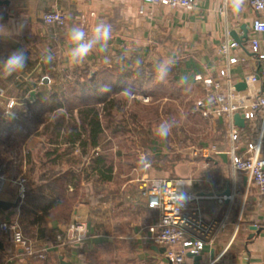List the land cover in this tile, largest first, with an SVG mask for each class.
I'll return each mask as SVG.
<instances>
[{"label": "crops", "instance_id": "crops-1", "mask_svg": "<svg viewBox=\"0 0 264 264\" xmlns=\"http://www.w3.org/2000/svg\"><path fill=\"white\" fill-rule=\"evenodd\" d=\"M51 10L66 12L67 20L64 26L56 27L44 23L43 14ZM256 18L264 20V13L254 10L250 0H246L238 14L232 13L231 10L225 14L223 0H195L191 9L151 6L140 0H10L8 6H0V57H6L13 49L23 47L27 54V63L22 72L8 78H0V146L4 147L7 135L17 128V114L23 109L26 112V109L29 110L34 105L44 107L36 102L39 90L44 86L52 88L61 80H76L74 73L71 78L66 79L65 76L68 75L59 71V66L71 65L75 69L81 66L71 64L66 56L71 46L66 39L70 27L80 26L90 33L97 23L110 24L112 36L108 42V50L112 55L120 52L127 56L134 54L142 60L148 58L149 61H161L167 52L195 49L197 54H186L174 63L181 66L179 72L187 67L189 59L197 61L194 65L197 75L195 79L203 89V96L209 97L212 91L208 93L204 89L202 79L210 77L220 80V89L226 92L229 87L228 78L221 75V71L226 70L237 93V98L233 101L245 105L264 93V64L249 48L250 39L260 37V34L252 29ZM21 20L26 26L23 33L18 34L17 22ZM243 24H246L249 39L224 54L222 47L235 41L231 32L242 35ZM49 50L53 59L51 62H45L42 57ZM195 55L198 57L195 58ZM232 56L238 58L237 63L229 64L228 59ZM43 64L48 68L51 66L55 72L51 74L44 70ZM253 76L257 77L256 81L252 79ZM199 77L201 79H198ZM239 83L245 85L238 88ZM10 100L15 102L12 108L8 107ZM243 112V108L239 109L234 117ZM212 118L224 129L217 144L213 145L218 151H203L208 148L205 147L201 149L203 158H190L186 163L181 162L174 168L166 167L156 175L192 178L193 184L185 189L202 196L201 204L206 218L221 219L228 216V226L218 234L216 242L206 247L199 255L188 254L187 264H264V195L260 194L245 172L233 168L229 155L231 148L236 147L237 152H243L248 142L257 140L263 122L261 112H258L253 120H245L243 127L237 125L234 119L237 132L234 142L227 133L229 120L225 116ZM62 134L63 131L60 136L55 133L46 139L40 135L35 139L27 138L24 149L22 148L25 154L20 158L11 155H3L5 158H2L0 153V174L6 179L0 199L16 203L10 209L0 211L2 220H20L21 206H33L36 203V199L30 195L20 203L16 180L21 175L31 180L46 172L49 169L46 161L50 158L46 152L50 149L57 148L60 154L53 164L52 171L57 175L67 171L82 174L81 192H85L84 197L74 205L67 224L56 219L41 225L20 220L36 248H49L46 258L27 256L13 246L8 236L0 235V264H61L62 258L71 264H171L160 251L161 247H157L148 238V227L156 222L158 212L148 207L142 185L138 184L141 201L137 202L136 206H125L126 201L136 197L135 194L130 195V188L123 187L118 190L125 202H115L116 207H122V213L115 214L116 210L111 209L114 198L104 189L105 183L94 181L97 179L96 171L90 169L94 155L89 156L88 152L83 151L78 158L79 144H67ZM261 152L264 154V145ZM55 156L54 154L52 157L55 159ZM78 161H82L80 167H77ZM87 172L90 173L85 178ZM144 175L148 176L144 173L142 177ZM28 183L30 191L33 187L30 186L29 180ZM94 184L98 185L97 189ZM227 187L232 190L230 200L227 202L225 199H216L215 196L222 195ZM69 190L71 191L72 187ZM95 190L97 192L92 196ZM95 196H99V199ZM110 213L114 216L108 218ZM128 215L133 216L129 221L132 228L129 232H122L120 226L130 224L126 222ZM77 218L87 221L88 237L82 242L69 243L64 248L56 247L54 233H65L70 223ZM106 219L108 222L117 220L112 231L110 228L101 230L104 224L102 221ZM253 225L257 226L258 231L251 229Z\"/></svg>", "mask_w": 264, "mask_h": 264}, {"label": "rangeland", "instance_id": "rangeland-1", "mask_svg": "<svg viewBox=\"0 0 264 264\" xmlns=\"http://www.w3.org/2000/svg\"><path fill=\"white\" fill-rule=\"evenodd\" d=\"M109 52V50L107 52L94 50L82 63H79L81 66L78 70L82 71L86 67L84 64H87L90 70L99 68L106 71L102 62H108ZM194 52L195 49L167 52L161 60L171 59L176 63L186 54H197ZM193 61L189 59L187 67L180 72L172 68L164 83H159L155 79L154 65L159 61H149L145 58L144 64L137 65L135 61L134 65L129 67L122 63L125 69L119 68L121 77L114 79L120 81V85L114 89L112 85L107 84L109 91H102L93 85L82 86L75 79L61 80L58 84L65 83L64 91L60 90L57 100L63 103V107L48 110L45 105L44 107L34 105L29 110L26 109V112L23 109L22 112L25 113L17 114L19 117L17 128L7 135L4 147L0 146L2 158L8 155L20 158L25 154L22 148L24 149L27 138L35 139L39 135L43 139L50 138L55 134L54 126L58 121L63 120L66 124L77 121L78 108L83 103L88 107L96 105L100 108L103 132L100 135L99 146L90 150L86 148V152L89 156L98 153L105 155L107 161L113 164V179L104 184L106 186L104 189L114 198L111 209L116 210L115 214L122 213V207L115 206V202H125L122 194H119L120 188H130L132 190L130 195H136L135 198L131 197L126 201L125 206L137 204L141 201L138 189V184L141 182L137 180H140L144 173L154 177L166 167L174 168L181 162L186 163L190 158H203L201 149L216 145L217 140L222 136L217 122L213 118L204 117L196 108L197 100L204 96L201 85L195 79L197 75L194 65L197 61ZM149 62L151 65H147ZM59 71L68 75L65 76L68 79L76 69L67 65L59 66ZM73 88L77 90L76 93L72 92ZM107 95L108 98L104 102L97 100V97ZM110 100L113 102V107L110 109V115L106 116L101 108L109 105ZM164 120H174L175 126L166 139H161L154 135V128ZM77 148L79 158L84 152ZM141 158L148 162L147 167L141 165ZM81 162H77V167H80ZM28 180L30 181L29 178ZM94 188L97 189L98 185L94 184ZM96 192L97 190L92 196ZM95 197L99 199V196ZM131 215H128L129 219L126 222L133 219ZM110 216L114 215L110 213L108 218ZM102 222L105 225L102 224L101 230L110 228L109 230L112 231L117 220H109L113 223H109L107 219ZM129 223L120 226L122 232L131 230L132 224Z\"/></svg>", "mask_w": 264, "mask_h": 264}, {"label": "built area", "instance_id": "built-area-1", "mask_svg": "<svg viewBox=\"0 0 264 264\" xmlns=\"http://www.w3.org/2000/svg\"><path fill=\"white\" fill-rule=\"evenodd\" d=\"M146 5H163L170 8L182 7L191 9L195 0H140ZM250 4L258 13H264V0H250ZM151 13H148L150 15ZM42 19L45 24L50 26L62 27L67 20L66 12L62 10H51L43 14ZM258 24H264L261 18L254 19L252 29L259 33L260 37H252L249 41L250 50L264 64V29H258ZM235 41L228 42L222 47V52L228 54L230 50L237 47ZM229 64L238 62L235 56L229 57ZM222 77L228 78V89L222 92L221 81L213 78L202 79L204 89L211 96L202 97L196 102V108L204 117H223L229 120L227 130L231 141L237 139L236 125L234 123V114L239 109H244V119L253 120L258 112L262 115V129L255 142H248L243 152H237L236 147L229 150L231 164L236 171L245 172L252 184L258 189L260 194L264 195V154L261 150L264 145V93L256 96L249 104L240 105L233 100L237 98L229 75L226 70L221 71ZM264 79V69L262 72ZM198 79H201L200 77ZM257 80L256 76L252 78ZM2 92H0V95ZM14 104L10 100L8 107ZM218 151L216 146L205 148L203 151ZM5 177L0 174V195L5 183ZM143 194L147 197L149 208L158 212L156 222L148 227L149 240L159 246L164 247V255L171 264H187V255L201 254L208 246L216 242L220 232L226 230L228 226V216L221 219H207L201 204L202 196L191 193L185 187L193 184L192 178L144 175L141 179ZM16 183L18 185V199L23 203L27 198L29 190L28 178L21 175ZM185 194L186 199L179 205L174 196L177 192ZM219 201L226 200V196H215ZM231 198V197H230ZM1 219V218H0ZM0 235L8 236L16 249L22 250L27 256H38L40 259L46 258L48 247L38 249L32 239L26 234L18 218L11 220H2L0 223ZM89 235V225L87 221L75 219L70 223L65 233L60 232L56 236L55 246L64 248L69 243L82 242ZM231 264H236L232 262Z\"/></svg>", "mask_w": 264, "mask_h": 264}, {"label": "trees", "instance_id": "trees-1", "mask_svg": "<svg viewBox=\"0 0 264 264\" xmlns=\"http://www.w3.org/2000/svg\"><path fill=\"white\" fill-rule=\"evenodd\" d=\"M109 57L110 59L108 62H102V64L105 65L106 71L99 70V68L93 71L89 69L88 65H86L82 71H79L78 69L80 67H78L74 73L76 75V80L82 86L93 85L97 86L96 88L98 89H102L103 86L109 84L110 86L112 85V88L116 89L120 85V81L114 80L116 77L118 79L121 77V74L119 73L120 70H118L119 68L125 69L124 65L127 67L132 66L135 61L137 62V60H141L140 63L144 64L143 60L134 54L127 56L126 54L119 52L114 55L110 54ZM122 63L124 65H122ZM43 65L44 70H48L51 74L55 72L51 66L48 65V68L47 65ZM147 65H151V63L149 62ZM180 67V65H174L173 69L178 72ZM64 85L65 83L62 82L61 85L57 84L52 88L44 86L43 89L38 91L36 102L45 105L48 110L63 107V103L57 100V96L60 90L64 91ZM72 92L76 93L77 90L73 88ZM107 98L108 95L97 97V100L99 102H104ZM110 101L108 103L109 105L101 108V110L105 111L106 116L110 115V109L113 107V102ZM28 103L30 102L28 101ZM78 113L79 118L77 121H71L72 123L68 122L67 124L63 123V120L58 121L54 127L55 133L57 136H60L63 131L62 137L64 138V141L71 146L78 143V146L82 151H86V148L88 150L96 148L99 146L100 135L103 132L100 108L96 105L88 107L83 103L78 108ZM217 125L219 126L220 133L222 134V132H224L223 127L218 122ZM50 140L52 141V138ZM54 154L56 155L55 159L52 157ZM46 155L50 157L46 161V165L48 164L47 168L49 169H47L46 172H42L39 176L31 178L30 186L33 188L27 193V195L36 199V203L33 206H21L20 220L21 222L41 225L43 222L56 219L61 223L67 224L72 214L74 205L82 197H84L85 194V192H81L83 179L81 176L82 174L67 171L61 175H57L52 171V167L53 164H55L56 159L60 156L58 149H50L46 152ZM90 169L93 172L96 171L97 179L94 180L96 182L99 181L106 183L112 181L113 179L114 166L112 163L107 161L105 155L100 153L94 155L91 160ZM89 173L90 172H87L84 175L85 178L89 175ZM70 187H72L71 191L69 190ZM58 233L60 232L57 231L54 233L53 237L55 240ZM68 245L69 244L65 247Z\"/></svg>", "mask_w": 264, "mask_h": 264}, {"label": "clouds", "instance_id": "clouds-1", "mask_svg": "<svg viewBox=\"0 0 264 264\" xmlns=\"http://www.w3.org/2000/svg\"><path fill=\"white\" fill-rule=\"evenodd\" d=\"M246 0H223V10L227 14L229 10L232 13L238 14L242 11ZM24 21L17 22L18 34H22L25 29ZM258 29H264V24H258ZM112 36V27L106 22L97 23L90 33L86 32L83 27H70L66 34V39L71 45L66 52V56L71 64L82 63L94 50L107 52L108 42ZM42 59L45 62H51L53 56L50 50L46 52ZM27 54L23 47L13 49L6 57H0V78H8L15 73L22 72L26 67ZM137 65L140 61L137 60ZM174 67V61L171 59H164L154 65L155 79L159 83H164L169 77V74ZM102 91H109L108 85L103 86ZM175 126L174 120H164L154 128V135L161 139H166ZM141 165L148 166V162L141 158ZM175 200L182 205L186 196L184 193L177 192L174 196Z\"/></svg>", "mask_w": 264, "mask_h": 264}, {"label": "water", "instance_id": "water-1", "mask_svg": "<svg viewBox=\"0 0 264 264\" xmlns=\"http://www.w3.org/2000/svg\"><path fill=\"white\" fill-rule=\"evenodd\" d=\"M9 4H10V0H0V6H3V5L8 6ZM242 28L244 30V33L242 35H239L235 31H232L231 32L232 38L238 44H243L244 42H246L249 39L248 31L246 29V24H243L242 25ZM45 79L47 80V78H45ZM244 85H245L244 83H239L238 84V88L243 87ZM33 95H34V93H33ZM234 119H235V122H236L237 125H239L241 127H243L245 125L244 114H236L235 117H234ZM231 193H232V190H231L230 187H227L226 190L222 193V195L226 196V201L227 202L230 200ZM15 205H16V203H12V202H8V201H4V200L0 199V211L1 210L6 211V210L10 209L12 206H15ZM0 223H1V219H0ZM251 229L257 230L258 228H257L256 225H253V226H251ZM0 248H2L1 239H0ZM159 249H160V251L162 253L165 252V248L164 247H161ZM189 255H192V254L189 253ZM61 264H71V263L69 261H66V260H64L62 258L61 259Z\"/></svg>", "mask_w": 264, "mask_h": 264}]
</instances>
